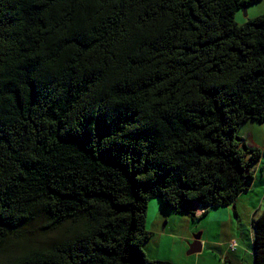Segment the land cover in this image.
<instances>
[{
    "label": "trees",
    "instance_id": "1",
    "mask_svg": "<svg viewBox=\"0 0 264 264\" xmlns=\"http://www.w3.org/2000/svg\"><path fill=\"white\" fill-rule=\"evenodd\" d=\"M252 1L0 0V252L36 214L67 233L3 264H171L147 254L150 200L196 214L246 190L264 14H235ZM251 228L264 264V212Z\"/></svg>",
    "mask_w": 264,
    "mask_h": 264
},
{
    "label": "rangeland",
    "instance_id": "2",
    "mask_svg": "<svg viewBox=\"0 0 264 264\" xmlns=\"http://www.w3.org/2000/svg\"><path fill=\"white\" fill-rule=\"evenodd\" d=\"M250 6V15L252 16L254 14V10H258V9H264V1L263 0H255L252 1L250 4H247ZM247 7V17L244 16L243 13V9L240 8L236 11V16L235 15V22L239 25L240 23H238L237 21L241 20L242 23L241 25H243L244 23L253 20L255 17H257L258 15L254 16V17H249L248 14V8ZM262 14V13H261ZM260 15V14H259ZM263 15V14H262ZM251 124H256V127L253 128V126H251ZM250 132H254L258 137H261L262 142L264 141V122L263 123H253V122H245L242 127L238 128L237 130V137H240L242 141H244V144L246 146V148L248 150L251 149H256L257 147L252 145V144H258L255 143L254 141H251L250 139ZM254 142V143H253ZM255 148H254V147ZM262 173V171H261ZM263 177L260 176L261 178H264V174L262 173ZM250 181H246L244 183L245 187L246 184L249 183ZM264 185V180H262V183L257 186V189L255 190V192H252L251 194L255 197L256 203L259 202L257 201V199H260L261 202L264 199V190L262 188V186ZM152 203L155 204H159V200H152L150 201V203H148V209H147V216L152 217V212H153V208H152ZM212 209V208H210ZM222 210L223 209H216V210H212L207 212L208 214H206L204 217H200V214L196 215L198 216V224L201 227H204L207 230V236L209 237V241L214 240L217 241L218 239L221 240H225L227 237H230L232 235L231 230H230V226H229V222L227 219H225L221 214H222ZM264 211V204L262 205V208L260 209L259 213H262ZM259 213L255 214L254 217H256ZM203 216V215H201ZM179 217V216H178ZM170 219V218H168ZM151 220V219H149ZM45 223L43 217H40L39 215L36 214V217L34 218V220L28 225L25 226L23 229H21V231L23 233H25L24 235V239L19 241V242H15L13 241V239H10L7 244L4 245L3 250L0 252V264H3L6 259L10 258V257H14L17 256L21 253H23L24 251L30 249V248H43L46 245H48L49 243L51 244L54 241H58L63 239L64 237L67 236L66 233V229L64 228L63 230L60 231H47V230H42L41 225H43ZM237 223V222H236ZM147 226V225H146ZM252 226V224H251ZM251 226L245 221L242 228L237 227V229L234 230V232L236 233L234 238L237 239L239 241V245L241 246V248L243 250H248L251 254V251H253L252 249V243H251V235L253 232H251L250 228ZM178 229H180V220H176V223L171 222L169 223L166 227L165 230L167 233H170L172 231H177ZM162 230V229H160ZM21 232V233H22ZM190 232V230H189ZM200 230L195 231L194 233L191 232L192 234H197L199 233ZM241 236V238H240ZM243 240V241H242ZM193 242V241H192ZM21 243H25L24 247H21L20 244ZM194 243V242H193ZM193 243H188L185 242L184 245H182L180 247V243L178 241V236H176V238H173V241L170 239H166L164 240V245L163 248H161V252L164 251V254L172 257L173 255V251L175 252V256L173 257L174 264H231V262L233 264H253L252 259L248 260V256L247 258H241L240 261L235 259L234 261H224L223 259H221V253L222 250L220 249L217 250H206V251H202V253L199 251L197 254H193V255H187L189 254V252L191 251L192 245ZM15 244L19 245L16 246ZM149 245L154 246V239H152L151 241L148 242ZM21 247V248H19ZM238 247V245H237ZM188 248V249H187ZM178 251V252H177ZM231 253H234V251H231Z\"/></svg>",
    "mask_w": 264,
    "mask_h": 264
},
{
    "label": "crops",
    "instance_id": "3",
    "mask_svg": "<svg viewBox=\"0 0 264 264\" xmlns=\"http://www.w3.org/2000/svg\"><path fill=\"white\" fill-rule=\"evenodd\" d=\"M242 1H248V0H242ZM248 6L249 5H245L244 7H242L245 17H247V7ZM249 9H250V6L248 8L249 17H254L256 15L260 16V15L264 14V9H258V10L256 9V10H254V14L251 16ZM236 16H238V15H236ZM237 22L240 23L239 25H241V23H242L241 20H239ZM251 126H253V128H255L256 124H251ZM240 127H242V125ZM250 139H251V141L258 143V144H252V145L256 146L257 148L251 149V150L260 151V159L250 167V171L252 172L253 178H252V180H250L249 183L246 184V187H245L246 190L243 193H241L235 199V201L232 204H230L228 206L214 207L212 209H210V208L209 209H205V208L203 209L202 207L198 206L195 208L196 214H190V213H177L173 210L167 209L162 205V203L160 201H159V204L152 203V208H153L152 209L153 212L151 214L152 217L148 218V216H147V220H146V225H147L146 227H147V230L150 234V237H149L148 241L146 242V248H147V254L150 258H152L154 260L166 261V262H169L171 264H174L173 263V261H174L173 257L175 256V252L173 251L172 257H169V256L164 254V251L161 252L160 249L163 248L164 240L171 238V240L173 241V238H176V236H178V241L180 243V247L182 245H184L185 242H188L191 244L193 242H195L197 245L196 249L199 246L201 253H202V251L204 252V251L209 250V249H212V250L217 249L219 251L221 249L222 250L221 259H223L224 261H228V260L231 261L232 260L235 262V259L240 261L241 258H247V256H248V260L252 259L253 264H255L254 259H253V251H251V254H250V253H248L249 251L247 249L243 250L241 248V246L239 245V241L234 238V236L236 234L234 232V230L237 229V227H239V225H240V228H242L245 221L251 226L252 220L254 219L253 216H255V214L259 213L260 209L262 208V205L264 204V199L262 202L260 199H257V201L259 202V205H258V203H256L255 197L251 194L252 192H255V190L257 189L256 185L261 184L262 180H264V178L260 177V176L263 177L262 173L264 174V141L262 142L261 137H258L254 132H250ZM242 144L245 146L244 141H242ZM261 171H262V173H261ZM262 188L264 190V185L262 186ZM152 200H156V199H152ZM152 200H150V201H152ZM216 209H223L221 215L225 219L228 220L232 235L230 237H227L225 240L218 239L217 241H214V240L209 241L210 239L207 236V230L198 224L197 221L200 218L198 219V216H196V215L201 213L200 217L202 218L206 214H208L207 212L212 211V210H216ZM204 212H205V214L203 215ZM201 215H203V216H201ZM168 218H170V219H168ZM149 219H151V220H149ZM176 220H180V229H178L177 231H172L170 233H167L165 230V227L171 222L176 223ZM160 229H162V230H160ZM189 230H190V232H189ZM197 230L198 231L200 230V232L197 234L191 233V232L194 233ZM250 230L252 232V228H250ZM240 238H241V236H240ZM252 238H253V233L251 235V243H253ZM152 239H154V246H151L148 244V242L151 241ZM232 240L236 241L237 245H238V247H237V249H235L234 253H231V251L229 249V245H230V242ZM197 253L198 252H196L194 254H197ZM187 255H193V254L189 253ZM231 264H233V263L231 262Z\"/></svg>",
    "mask_w": 264,
    "mask_h": 264
},
{
    "label": "built area",
    "instance_id": "4",
    "mask_svg": "<svg viewBox=\"0 0 264 264\" xmlns=\"http://www.w3.org/2000/svg\"><path fill=\"white\" fill-rule=\"evenodd\" d=\"M229 249H230V251H235V249H237V242L232 240L230 242Z\"/></svg>",
    "mask_w": 264,
    "mask_h": 264
},
{
    "label": "water",
    "instance_id": "5",
    "mask_svg": "<svg viewBox=\"0 0 264 264\" xmlns=\"http://www.w3.org/2000/svg\"><path fill=\"white\" fill-rule=\"evenodd\" d=\"M196 243L194 242L193 245H192V248H191V251L189 252L190 254H194L196 252H199L200 251V247L198 246L197 249H196Z\"/></svg>",
    "mask_w": 264,
    "mask_h": 264
},
{
    "label": "clouds",
    "instance_id": "6",
    "mask_svg": "<svg viewBox=\"0 0 264 264\" xmlns=\"http://www.w3.org/2000/svg\"><path fill=\"white\" fill-rule=\"evenodd\" d=\"M203 210V209H202ZM204 211V210H203Z\"/></svg>",
    "mask_w": 264,
    "mask_h": 264
}]
</instances>
